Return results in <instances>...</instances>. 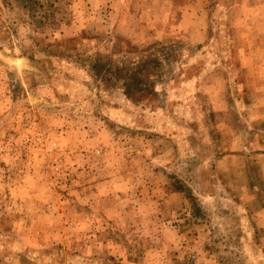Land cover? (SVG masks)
<instances>
[{"label": "rangeland", "instance_id": "obj_1", "mask_svg": "<svg viewBox=\"0 0 264 264\" xmlns=\"http://www.w3.org/2000/svg\"><path fill=\"white\" fill-rule=\"evenodd\" d=\"M0 264H264V0H0Z\"/></svg>", "mask_w": 264, "mask_h": 264}]
</instances>
